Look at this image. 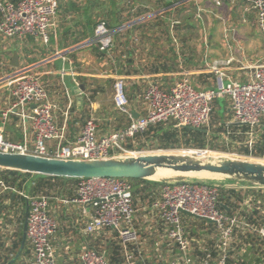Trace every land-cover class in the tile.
<instances>
[{
  "label": "crops",
  "instance_id": "obj_1",
  "mask_svg": "<svg viewBox=\"0 0 264 264\" xmlns=\"http://www.w3.org/2000/svg\"><path fill=\"white\" fill-rule=\"evenodd\" d=\"M141 1L149 11L144 17L166 10L167 14L162 15V18L168 19L170 24L147 31L146 35L151 37L149 39H141L139 31L133 32V35H138L135 38L136 44H132V48L124 52L122 66L116 64L121 63L118 57L102 58L97 56L95 50L94 29L100 16L99 11L102 8L115 11L116 0H58L56 25L50 33L48 43L44 44L31 36L7 42L0 40V49L11 69L5 83L7 104L0 109V127L3 128L6 140L21 142L26 138L32 142L33 139L28 119H21L16 113H9L3 118V113L13 101L10 96L11 75L23 69L39 72L45 86L46 82L50 83L51 92L52 87H58L53 90L55 95L48 94V99L56 105L54 122L58 129H63V143L68 144L80 133L83 114L86 113L82 108L91 94L92 99L85 107L98 115V134L117 129L108 116L110 104L113 105V82L116 76L124 77L132 83L130 107L139 111L141 107L134 91L139 89L140 84L145 87L148 82L155 81L163 89H168L183 74H187L195 87L210 88L214 85V73L210 71V65L214 61H219L229 77L239 81H245L252 67L259 62L258 51L261 47L264 48V33L259 31L255 23L253 0H219V3L216 0ZM200 14L213 20L215 25L208 30L203 29L204 41L196 44L190 36L193 33L190 25L175 27L172 22L178 23V16L183 18L185 15ZM126 15L127 12H123V16ZM135 21L133 18L116 30ZM181 34L184 37L182 40L179 37ZM14 53L17 54V67L10 64ZM225 102L228 109L227 100ZM56 142L57 140L51 139L46 144L52 149ZM57 182L62 185L61 190H51L48 195L49 214L57 223V230L51 238L56 264H80L79 255L85 249L104 251L107 258L114 255L122 264H168L177 258L178 250L164 236L163 224L152 208L154 200H133L136 206L134 227L138 232L139 244L135 253L129 251L131 258L128 259V254L121 249H118L117 254L112 251L116 241L114 229L104 228L85 234L84 227L91 219L92 209L70 201L68 194L74 193L76 183L68 180ZM161 188L162 185H159L154 189L155 199L159 197ZM233 189L237 195H246L245 199L255 198L258 202L264 198V190ZM3 194H0V242L9 246L18 231L14 218L18 203L3 198ZM245 199L240 205L247 204ZM192 230L200 234L198 242L202 244L204 230ZM25 241L26 252L18 258L17 264L24 263L31 255L30 245L27 239ZM191 249L194 257L199 255L195 248Z\"/></svg>",
  "mask_w": 264,
  "mask_h": 264
},
{
  "label": "built area",
  "instance_id": "obj_2",
  "mask_svg": "<svg viewBox=\"0 0 264 264\" xmlns=\"http://www.w3.org/2000/svg\"><path fill=\"white\" fill-rule=\"evenodd\" d=\"M57 1L20 0L13 4L9 0H0V40L31 36L44 44L48 43L50 33L56 25ZM253 8L256 26L264 33V0H253ZM176 23L174 21L172 25ZM94 36L99 50L108 52L111 49L112 34L104 21L96 24ZM210 71L214 73V85L210 88L195 87L187 74H183L168 89H163L158 82H148L136 96L141 107L139 111L130 107L124 77L116 76L113 82V106L128 122L123 127L98 134L97 120L89 114L76 139L65 144L63 129H58L54 122L56 105L48 99L40 73L36 70H20L11 75L9 83L13 101L3 113V118L9 113H16L21 119H28L33 139L32 142L26 138L21 142L8 141L0 127V150L60 158H100L129 154L131 150L125 147V141L133 139L150 125L170 122L175 127H207L213 111L212 103L216 99H225L228 102L230 118L227 125L246 127V131H240V128L226 131L225 143L251 145L255 141L254 136L264 129V64L254 65L245 81L229 77L219 61L210 65ZM231 135L243 136L244 139H230ZM51 139L57 140L52 149L46 144ZM196 152L208 150L197 149ZM10 190L12 188L0 179V194ZM131 193L132 184L128 178L80 179L70 201L92 209L91 219L84 227L85 234L111 228L117 232L126 254L129 253V245L137 246L139 236L134 227L136 209ZM19 194L28 201L26 239L31 250L30 257L22 264H56L51 238L57 230V223L49 214V197L43 194ZM219 199L220 188L216 186L196 183L162 184L159 197L152 202V208L163 224L164 236L178 250L177 258L168 264H226L233 230L243 219L238 213L231 215L221 210ZM262 213L264 214V209ZM185 214L214 224L218 233L215 257L203 245L200 249L204 257L197 260L193 256L191 241L185 230ZM243 224L248 226L246 221ZM252 230L264 237V217L262 224ZM127 257L131 258L129 254ZM79 260L80 264H110L104 251L96 249L83 250Z\"/></svg>",
  "mask_w": 264,
  "mask_h": 264
},
{
  "label": "trees",
  "instance_id": "obj_3",
  "mask_svg": "<svg viewBox=\"0 0 264 264\" xmlns=\"http://www.w3.org/2000/svg\"><path fill=\"white\" fill-rule=\"evenodd\" d=\"M13 4L18 3L20 0H9ZM115 11L107 10L106 8H102V10L99 11V21H104L106 23V26L111 31L112 34V47L111 49L106 51L99 50V47L97 43L95 42V50L97 51V56L99 57H109L112 56L113 53H117V59L120 60L119 66H122V63L124 62L122 60V56L125 51H127L129 48H132V44H136L135 38H137V34L133 35V32H138L141 37V39H149L151 37H148L146 35L147 31H152L153 28H160V27H167L170 23L169 20L166 18H162V15L167 14L166 10H163L161 12H155L154 14L144 17L145 14H147L149 11L147 8H145V3L141 0H116L115 2ZM102 5V3H101ZM105 11V12H104ZM123 12H127L126 17L123 16ZM134 12V13H133ZM133 15H131V14ZM134 16V17H131ZM144 17V18H143ZM189 17L188 15H185L183 17V22L180 23V16L177 17L178 23L174 24L175 27H179L181 24L184 27H187L189 25ZM136 20L133 24L123 27L120 30H116L119 26L129 23L131 20ZM139 19V20H138ZM96 22V24H97ZM179 24V25H178ZM180 25V27H181ZM140 39V42H141ZM130 71H128L129 73ZM92 99V94L89 95L88 99L85 100V105L82 108L83 111L87 112L88 108L85 107L88 105L90 100ZM216 99L213 101V111L210 118L211 125L214 126V129L211 131L209 130V126L201 128V129H190L188 127H175L170 122H160L156 123L154 125H150L147 127L145 131L142 133H139L135 135L133 139H127L124 143L125 147L129 150H132L134 148H142L144 146L153 145L155 148L160 149H176V148H187L189 150H186L185 152H192L191 149H204L209 148L213 150H233L237 154L250 156V157H260L264 158V132L261 134L259 133V137L256 138V140L251 144H239V145H230L226 144L224 140V136L226 134V131H235L238 128H240V131H246V127H238L234 124L227 125L226 122L230 118V112L226 107L225 99ZM216 107V108H215ZM225 113L229 116L227 118L225 116ZM123 118V121H121L120 126H117V128L123 127L127 122L128 119L124 116H121ZM227 118V119H226ZM212 119V120H211ZM257 133V134H258ZM238 141H243L244 137H235L231 135L230 139H234ZM137 144V145H136ZM174 152V151H173ZM199 154V153H196ZM0 179L4 181V183L12 188V190L5 192L2 197L5 199H10L11 201H16L18 204V209L16 211V214L18 216V219L20 222H23L24 220V212H25V206L28 204L27 199L20 195L19 192L26 194L27 196H35V195H49L50 191L53 190H61V184L57 181L60 180H68L72 183L79 182L80 179L76 178H65V177H55V176H47V175H41V174H32L28 172H22L17 170H8V169H0ZM129 181L132 184V197L134 202L136 201H153L155 198L156 190H154L157 186L161 185L160 183L156 182H149L143 179H129ZM257 190H264L263 189H257ZM235 189L233 188H220V202L221 205H219V208L223 210L227 214H234L238 213L239 217L248 221H252V213L246 211L244 209L245 207H248L247 204H243L241 207V211H238V206L241 202L246 198L245 196H242L241 194L237 195L235 194ZM64 192V191H63ZM75 193V191H74ZM74 193H69L68 195L70 198L74 196ZM254 206V209L250 208L252 212H256L257 209H262V204H264V198L260 199L258 202L255 199V202L251 201ZM261 207V208H260ZM2 208V205L0 206ZM239 212H241L239 214ZM262 213V210H261ZM264 217V214L262 213L259 220L262 224V219ZM184 221H185V230L188 238L191 241V247L195 248V250L198 252L199 255H197V260H201L204 257V253L201 251V245L203 247L208 248L211 251V255L213 257L216 256V244L215 245H208L205 240L200 244L198 242L199 240V233L197 231H193L192 228H195L196 230L202 229L201 227L197 226V222L202 223L204 226H212L214 227V224L212 222H208L204 219H193V217L189 218L188 216L184 215ZM259 224V226L261 225ZM194 232H196L195 236ZM114 235L116 237V241H114L115 245L113 247V252L115 254L118 253V249H121L123 252H125L124 248L122 247L120 240L118 238L117 232L114 230ZM195 237H194V236ZM259 240V241H258ZM23 245V246H22ZM22 246V248H21ZM261 254H256L254 257V260L252 263L246 261L247 255L249 253L251 254V251L254 249L256 250V253H259L257 248H261ZM21 250V251H20ZM20 251V254L18 255L17 259L22 256L24 252H26V241L23 242V236H22V229L17 231L16 238L11 242V245L5 246L4 242H0V264H7L10 260H12L15 255ZM127 251H131L132 253L136 252V246L129 245L127 247ZM113 253V254H114ZM107 258V257H106ZM16 259V260H17ZM16 260L12 262V264H15ZM110 264H122V261H120L117 257L114 255H110L109 258H107ZM234 260L230 252H228V257L226 264H233ZM264 262V237H261L257 234V240L247 242L246 250L242 257H240V264H261Z\"/></svg>",
  "mask_w": 264,
  "mask_h": 264
},
{
  "label": "water",
  "instance_id": "obj_4",
  "mask_svg": "<svg viewBox=\"0 0 264 264\" xmlns=\"http://www.w3.org/2000/svg\"><path fill=\"white\" fill-rule=\"evenodd\" d=\"M10 64L14 67L18 66L16 53ZM0 169L76 179L117 177L143 179L161 185L196 183L218 188H264L263 160L228 155L202 157L196 153L153 152L110 155L100 158H60L29 152L0 150ZM158 170H169L177 174L174 176L182 177L153 179ZM27 215L28 204L24 212L23 242L26 240ZM20 251L7 264H12Z\"/></svg>",
  "mask_w": 264,
  "mask_h": 264
},
{
  "label": "rangeland",
  "instance_id": "obj_5",
  "mask_svg": "<svg viewBox=\"0 0 264 264\" xmlns=\"http://www.w3.org/2000/svg\"><path fill=\"white\" fill-rule=\"evenodd\" d=\"M189 25L190 27L193 29V33L190 35L191 38H192V41L193 42H196L199 43L200 41H204V32H203V29H206L208 30L210 28V26L212 27L213 25H215V22L211 19H207L204 17V15L200 14L199 16L197 15H192L189 17ZM211 20V21H209ZM180 23H184L183 22V18L180 17ZM180 24V25H181ZM179 25V24H178ZM179 25V27H180ZM182 26V25H181ZM184 27V26H183ZM182 40L183 35L181 34V36H179ZM34 40V39H33ZM3 42H7V41H3ZM35 42V40H34ZM39 46H37L38 48ZM218 50V48H216ZM3 51L0 49V109L2 108H5L6 107V104H7V101H6V98L8 97V93H7V87L5 86V83H6V76L10 73V68H9V65L7 64V59H5V56H3ZM259 57H260V60L259 62L256 63L257 64H264V48H260L259 51ZM114 57H117V53H113L112 52V58ZM116 64H118L116 62ZM110 68L112 69L111 65H110ZM119 71V70H118ZM125 82H126V93H127V96L130 100L131 96H132V83L128 80V79H125ZM47 85H46V89H48V94L49 95H55L56 93L53 91L54 89H57L58 87L55 86V87H52V92H51V86H50V83L49 82H46ZM144 88V85L140 84V87L139 89H135V95L137 96L141 90ZM51 92V93H50ZM222 101V99L220 100ZM216 108V107H215ZM109 111V117L111 118V121H112V125L113 127H117V126H120L121 124V121H123V118H121L122 115H120L115 109H114V106L110 104V108L108 109ZM91 114L94 118H98V115L96 113H94L92 110L90 111L89 109L87 110L86 113L83 114V120H82V124L84 122V120L88 117V115ZM226 113H225V116L226 117ZM101 116V114L99 115ZM229 116L227 115V118ZM100 118V117H99ZM226 118V119H227ZM229 119V118H228ZM212 120V119H211ZM209 126V130H213L214 129V126L211 125V123L209 122L208 124ZM261 134L264 132V129H261L259 131ZM259 137V133L256 134L254 136V140H256V138ZM137 145V144H136ZM208 150V153L210 156H221V155H228V156H231V157H241V158H245V159H252V160H263L264 161V158H260V157H250V156H245V155H241V154H237L235 153V151L233 150H226V151H223V150H213V149H209V148H205ZM186 150H189L187 148H176V149H160V148H155L153 145H149V146H144L142 148H134L131 150V153L129 154H135V153H153V152H173V151H176V152H185ZM193 150L192 152L194 153H199V154H204L205 152H196L197 149H191ZM229 154H227V153ZM225 153V154H224ZM182 176L178 175V176H173L172 178H181ZM246 197V195H245ZM247 200L248 202V207H245L244 209H246V211H248L249 213L251 212L252 213V221H248V220H245L243 219L242 221H240L237 226L234 228L233 230V235H232V239L230 240V244H229V248H228V251L231 253L232 257H233V264H240V257L243 256L245 250H246V247H247V242H251V241H256L257 240V233L256 231L252 230V228L254 229L255 227H259V224H261V221L259 220V218L261 217L262 213H261V210L263 211L264 209V204H262V209L259 210L257 209L256 212H252L250 208L254 209V206L252 204V200L255 202V198H251V200L249 198L245 199ZM243 205H239L238 206V211H241V207ZM135 209H136V206L134 205ZM261 208V207H260ZM241 212H239L240 214ZM186 216H188L189 218H191L192 216H189L187 214H185ZM15 220L17 222V225H18V230L22 229V226H23V222H20L19 219H18V216L16 215L15 217ZM193 219H196L195 217H193ZM199 219V218H198ZM248 224V226L244 225L243 222H245ZM197 226L203 228L204 230V234H205V242L208 244V245H215L218 243L217 241V231L215 229V227H212V226H204L202 225V223L200 222H197ZM195 236L196 235V232H194ZM193 235V236H194ZM194 236V237H195ZM259 241V240H258ZM261 248H257V250H259L258 252L259 253H256L255 251L256 250H252L251 251V254L249 253V255H247L246 257V261L250 263L253 262L254 260V257L256 254H261ZM257 256V255H256ZM17 259V258H16ZM15 259V260H16ZM19 263V259L16 260L15 264Z\"/></svg>",
  "mask_w": 264,
  "mask_h": 264
},
{
  "label": "bare ground",
  "instance_id": "obj_6",
  "mask_svg": "<svg viewBox=\"0 0 264 264\" xmlns=\"http://www.w3.org/2000/svg\"><path fill=\"white\" fill-rule=\"evenodd\" d=\"M155 153H161V152H155ZM166 153L181 154V153H184V152L183 151L182 152H176V151H174V152H166ZM185 153H191V152H185ZM197 155L202 156V157L203 156H210L208 152H205L204 154H197ZM212 157H214V156H212ZM174 175H177V174H175L174 172H171L169 170H158V172L153 176V179L169 178V177H172Z\"/></svg>",
  "mask_w": 264,
  "mask_h": 264
}]
</instances>
